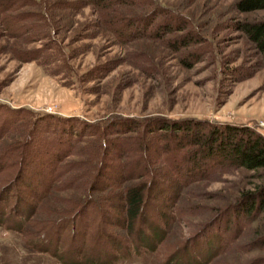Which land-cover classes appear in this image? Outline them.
I'll use <instances>...</instances> for the list:
<instances>
[{
    "label": "rangeland",
    "instance_id": "374dc122",
    "mask_svg": "<svg viewBox=\"0 0 264 264\" xmlns=\"http://www.w3.org/2000/svg\"><path fill=\"white\" fill-rule=\"evenodd\" d=\"M93 1L0 0V264H65L37 250L44 245L97 264H264L262 228L228 208L259 178L218 165L191 178L192 144L158 128L195 119L264 134V68L232 23L264 10L237 13L235 0ZM135 18L149 31L131 40ZM165 20L172 31L157 33ZM186 34L202 42L182 47ZM51 116L79 122L62 131ZM130 173L148 197L129 229L121 191ZM18 201L37 203L23 231L7 226Z\"/></svg>",
    "mask_w": 264,
    "mask_h": 264
},
{
    "label": "trees",
    "instance_id": "16d2710c",
    "mask_svg": "<svg viewBox=\"0 0 264 264\" xmlns=\"http://www.w3.org/2000/svg\"><path fill=\"white\" fill-rule=\"evenodd\" d=\"M114 1L115 0H95L93 1V3L97 4L98 7H101L103 3H108V5H110V3L113 4ZM119 3H121V1H118V4ZM233 7L234 10L240 14L253 13L264 10V0H235ZM135 19H137L136 23L135 25L133 24V27L131 28L129 34L131 40L145 37L147 35V31H149V28L147 26L154 25L155 17H153L150 20L151 23L148 25L146 24V26L145 23L140 24L139 18ZM166 23L167 20H165L158 27L157 33H161L159 31H163L165 34H167L168 32L172 31L169 29L168 24V27H166ZM232 23L236 31L242 32L246 36L247 41L250 43L251 47L258 56L255 69L258 70L260 68H264V18L254 20L237 19ZM142 26L144 30L140 29ZM186 27L187 23L186 25L184 24L183 26H181L178 30L184 31L187 29ZM180 38V43L183 44L182 47H187L189 44H192V41H198V43L202 42L198 40V38L196 40L194 37L188 38V34ZM233 71L238 72V70H232V72ZM253 73L254 72L242 74L241 78H238L236 82L251 77ZM232 75L235 74L232 73ZM50 118L56 119V122L61 125L62 131H65L64 127L68 123H75L78 121L77 119L66 117L51 116ZM126 124L127 122H122L117 124V126H125ZM160 124V127H158L161 130L160 132L170 134L171 138H174V141L180 140V146L181 142L192 144V148L184 152V158L186 159L187 157L189 159H186L187 161H189L188 166L190 167L187 169L188 172H196L195 174L191 175V178L203 176L202 174H200V172H202L205 167L208 168V166L210 165L231 166L235 168L245 169L248 171H252L254 176L259 178L260 181L256 183L253 188L243 191L238 199L235 202L231 203L228 208L232 210L236 215H244L247 218H251L252 225L255 226V228L261 227V232H264V134L248 125H236L231 123H210L208 121L195 119H176L172 121L163 120L160 122ZM83 125H85V128L89 127L88 129H90V132L92 133L93 130L96 131L91 127V124L83 122ZM107 128L108 127L102 128L104 134L108 132L106 130ZM121 130L124 129H119L116 132L122 133ZM179 134H181L182 136H177ZM189 137L191 138L190 141H188ZM117 139H120L119 136L115 138L104 137L103 147L107 148V143H110V146H112ZM59 160L60 157L56 158L55 164ZM135 175H137V177L141 176V174L139 175L130 173V175L126 174V176L122 177V182H129L123 186L121 191L123 210L125 212V219L127 221L126 224L128 226L127 228L129 229L130 227H132V222H134L138 216L142 215L143 210H145V204L148 197L146 182L142 181L139 183H134L132 179L135 177ZM47 184L48 190V188L51 187L50 180H48ZM44 194L45 193H43L41 196H35V194L32 193V197L39 201ZM24 202L26 201H23V203ZM24 204L28 207V209L26 208V206H21L18 201L15 207V212L9 211V217H13V220L7 219V221L12 222L11 224L7 225L10 226L8 228L23 231L24 223L27 220V222H29V217L36 214L37 203L28 202ZM1 208L3 216L4 207ZM70 208H73L71 212L73 214L75 212V208L73 206H70ZM19 210L28 212V214L23 217L20 213H18ZM13 213H15V215ZM33 232L43 233L39 225L38 227H35V229H33ZM39 238L36 239L38 240ZM58 246L59 245H54V248L50 249V245H44L43 247H37V250L49 251L65 264L101 263L100 261L96 260V258L93 260L91 259L92 257H95L94 252H91V258L87 257L88 259H91H89L90 263H86L85 261L80 260L81 257L78 255L79 250H76L74 252L75 254L69 255V258H67L64 252L58 250L60 249ZM180 262L183 263L184 260H181Z\"/></svg>",
    "mask_w": 264,
    "mask_h": 264
}]
</instances>
